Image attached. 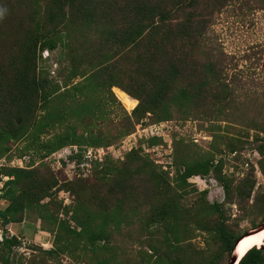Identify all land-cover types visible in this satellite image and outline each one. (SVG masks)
<instances>
[{
    "label": "trees",
    "instance_id": "obj_1",
    "mask_svg": "<svg viewBox=\"0 0 264 264\" xmlns=\"http://www.w3.org/2000/svg\"><path fill=\"white\" fill-rule=\"evenodd\" d=\"M228 1L0 0V157L8 154L11 143L24 139L40 151L42 161L62 146L75 145L77 152L69 157L80 162L86 146L115 144L146 124L145 118L158 123L200 115L237 124L229 111L234 88L228 87L222 68L207 54L200 58L203 9L213 4L219 10ZM58 46L67 58L62 82L39 66L42 52ZM72 79L76 81L71 83ZM111 88L137 103L127 112ZM113 106L119 107V120H106L102 131L98 121L110 115ZM248 124L243 126L246 132L264 133V118ZM220 128L221 124L214 127L206 150L189 152L182 142L173 144L174 185L151 156L140 153V147L125 152L120 160L105 155L94 161L100 165L90 176L60 183L46 164L0 165V180L8 176L0 188L6 201L0 208L1 225L21 222L27 209L51 221L52 248L40 250L36 264H48L45 257L59 253L77 259L82 255V264H107L108 255L117 259L112 231L122 233L121 240L125 235L134 238L130 230H123L134 217L141 221L137 233L143 236L134 238L142 248L135 264H221L224 255L226 264L234 240L244 231L236 233L227 224L224 203H244L260 223L264 190L249 203L251 174L235 181L223 173L224 161L215 157L222 151L215 137L235 154L246 140L222 134ZM160 142V136H151L145 144ZM256 146L258 168L264 173V141ZM208 174L221 185L223 202L207 201L208 191L202 190L193 204L183 205L180 198L189 191L187 178ZM59 189L69 192L70 206L56 198ZM200 232L217 241L221 250L191 249L189 239ZM18 244L16 236L4 232L2 261L9 263ZM260 245L247 249L236 264H264ZM100 251L108 254L98 257Z\"/></svg>",
    "mask_w": 264,
    "mask_h": 264
},
{
    "label": "rangeland",
    "instance_id": "obj_2",
    "mask_svg": "<svg viewBox=\"0 0 264 264\" xmlns=\"http://www.w3.org/2000/svg\"><path fill=\"white\" fill-rule=\"evenodd\" d=\"M203 12L206 13V22L205 20L202 22L204 23L203 28L205 33L200 42V58L203 57V53L207 54L206 57L209 56L216 66L222 68V78L228 84V87L234 88L233 95L235 98L231 101L229 111L234 115L233 118L238 123H234V120L233 123H226L215 118H205L200 115L175 116L170 120L158 123H149L150 119L145 118L146 124L141 125V127L150 124H160L159 132L164 133V135L160 136V152H162L163 156H157L154 152L146 153L142 149V145L146 143L148 137L138 138L137 146L133 148L140 147L142 155L151 156L154 160H162V162L154 161V163L167 172L170 184L174 185L173 144L175 142H182L184 148L188 149L189 152L199 148L206 150L215 135L214 127L221 124L220 131L222 134L232 135L233 137L235 135V137H241L246 140L242 148L236 147L235 154L229 153L222 143L223 141H220L219 137H215L218 141V148L222 149V151H216L215 157L220 156L223 159V173L230 175L235 181L243 178L247 173L251 174L254 181L249 199V203H251L253 195L258 191L264 190V173L258 168L257 174L254 166L256 164L259 167V154L258 152H254L258 148L256 145L264 141V133H258L254 129H249L246 132L243 126L248 122L249 126L252 122L264 118V0H231L219 10L216 9V5L209 4L206 9H203ZM64 52V48L60 46L52 51L45 50L41 55L44 61L39 62V66L47 70L49 75L55 77L59 82H62L67 76V58ZM75 81L76 79H72L71 83ZM111 90L114 94H118L121 104L123 103V108L129 112L134 104H129L124 100L121 95L124 93L120 92L117 88H111ZM124 95L128 97V94ZM115 97L117 98L116 94ZM112 109L113 111L110 115H104L98 121L99 128H102V131H106L105 127H103L106 120L108 122H117L119 120V107L113 106ZM226 124L228 125L226 126ZM137 127L134 128V132ZM58 130L59 126H56L54 131ZM256 134H258V137L255 141ZM124 155L122 157L119 156L116 160H120ZM40 157V151L36 147L24 139H20L11 143L8 154L0 157V163L9 164L11 160L21 158V163L25 165L46 164L55 176L63 181L88 177L92 174L94 166L99 164V162H92L88 170H81L80 165L83 162H69L66 165L65 161L58 160L53 154L44 158V161ZM109 159L115 160L112 157ZM246 161L247 165L244 164ZM163 165L165 168H163ZM187 181L189 182L187 187L189 191L180 198L183 205L193 204L202 190L208 191L206 196L207 201L223 202L222 187L210 174L205 176L193 175L188 177ZM62 190L65 191L64 189ZM65 194L67 192L60 194L56 192V198L62 202ZM68 198H70V195ZM71 202L70 198L69 203L65 206H68ZM5 204L6 201L0 197V208H3ZM223 208L226 213L227 224L236 233L245 232L260 224L258 223V215L247 213L244 203L240 205H237L235 201L224 203ZM143 209L144 205H142ZM61 213L59 212L58 216H62ZM140 222L139 219L134 217L133 223L127 229L124 226L123 230H130L132 237H139L143 240V236H139L137 233L141 227ZM0 227L3 229V232H6V227L1 225V221ZM7 228H11L15 235L19 236V244L12 248L14 257L10 258L7 264H32V259H34L33 264H36L37 257L41 254L40 250L52 248L53 224L47 219H41L37 210L27 209L21 222L11 223ZM159 229L162 230L161 227ZM112 232V242L118 245L117 259H113L112 255H108L110 259L107 264H135L138 251L142 249L138 245L139 243H136L134 238H129L126 235L121 240L122 233ZM156 236L160 237L159 234H156ZM144 237L149 239L146 236ZM189 241L191 249L198 247L211 250L212 252L221 250L220 244L203 232H200L195 237H191ZM77 252L83 254L81 249ZM107 254L108 252L104 254L100 251L98 257ZM45 259H47L48 264H82L84 260L82 255L77 259L72 255H68V253L52 254L45 257ZM0 264L6 263L0 258ZM221 264H225V255L221 260Z\"/></svg>",
    "mask_w": 264,
    "mask_h": 264
},
{
    "label": "built area",
    "instance_id": "obj_3",
    "mask_svg": "<svg viewBox=\"0 0 264 264\" xmlns=\"http://www.w3.org/2000/svg\"><path fill=\"white\" fill-rule=\"evenodd\" d=\"M159 125L160 124H150L147 126H138L136 128V131L134 133H129L126 136H124L117 144H109L106 146H86L82 151V160L80 163L81 170H88V168L91 166V163L94 162L95 160L97 161H102L105 155H108L109 157L111 156L114 159H117L119 156L122 157L125 152H128L131 150L133 147L137 146V140L140 137H151V136H162L164 133L159 132ZM77 146L75 145H68L60 148V150L55 151L53 156H55L58 160L65 161V164L68 165L69 162H77L76 159L70 158L69 155L72 153L77 152ZM142 149L145 152H154L157 156H163L162 152H160L161 149V144H156V145H151L148 146L146 144L142 145ZM255 151L254 153H256ZM169 153V152H168ZM155 161L162 162V160L155 159ZM13 164V162H11ZM18 163L17 165H21V160L18 159L16 161ZM90 164V165H89ZM247 165V161L244 163ZM254 164V163H253ZM256 168V173L258 174V167L256 164H254ZM163 168L165 166L163 165ZM199 176V175H198ZM7 178V177H5ZM258 183V182H257ZM67 191L59 190L57 194L59 193H64ZM69 193L65 194V197L62 200L63 204H68L70 201V198H68ZM59 197V196H58ZM7 232L11 234V231L9 228H7ZM1 232H0V239H1Z\"/></svg>",
    "mask_w": 264,
    "mask_h": 264
},
{
    "label": "bare ground",
    "instance_id": "obj_4",
    "mask_svg": "<svg viewBox=\"0 0 264 264\" xmlns=\"http://www.w3.org/2000/svg\"><path fill=\"white\" fill-rule=\"evenodd\" d=\"M121 95L123 99L126 100L129 104H135L134 99H131L129 96L127 97V95H124V94H121ZM263 237H264V229L252 232L251 234L245 236L239 241L236 247V250H235V254L238 257H240L247 249H249L253 245L262 244Z\"/></svg>",
    "mask_w": 264,
    "mask_h": 264
},
{
    "label": "water",
    "instance_id": "obj_5",
    "mask_svg": "<svg viewBox=\"0 0 264 264\" xmlns=\"http://www.w3.org/2000/svg\"><path fill=\"white\" fill-rule=\"evenodd\" d=\"M264 229V221L260 222V224L257 226V227H254L250 230H247L243 233H241L235 240H234V243H233V247L231 249V255H230V258L228 259V261L226 262V264H236L238 259L241 257H238L236 254H235V250H236V247L239 243V241L244 238L245 236L251 234L252 232H255V231H259V230H262ZM262 247H264L262 244L260 245ZM259 247V246H257Z\"/></svg>",
    "mask_w": 264,
    "mask_h": 264
},
{
    "label": "clouds",
    "instance_id": "obj_6",
    "mask_svg": "<svg viewBox=\"0 0 264 264\" xmlns=\"http://www.w3.org/2000/svg\"><path fill=\"white\" fill-rule=\"evenodd\" d=\"M135 106V105H134ZM133 106V107H134ZM132 107V108H133ZM133 132V131H132ZM131 133V132H130ZM65 146H68V145H65ZM62 147H64V146H62ZM61 147V148H62ZM60 149V148H59ZM59 149H57V150H59ZM56 150V151H57ZM130 151V150H129ZM55 152V151H54ZM53 152V153H54ZM52 154V153H51ZM18 159H20L21 160V158H18ZM18 159H16V160H11L10 162H9V164H6V165H11V166H22L23 164L21 163V165H17L18 163H16V161L18 160ZM155 161V160H154ZM11 162H13V164L11 163ZM156 162V161H155ZM16 163V164H15ZM3 164H5V163H0V165H3ZM5 177H7L8 178V176H2L1 177V180H0V187L2 186V182L4 181V180H6L7 178H5ZM58 182L60 183V182H64L63 180H60V179H58ZM59 190H62V189H59ZM58 190V191H59ZM57 191V192H58ZM65 191H67V190H65ZM68 192V191H67ZM69 193V192H68ZM0 196H1V192H0ZM58 197V196H57ZM1 199H3V198H1ZM63 204V203H62ZM63 205H67V204H63ZM10 229V231H11V234H9V232H7V228H6V232L5 233H7L8 234V236H16L15 235V233L11 230V228H9ZM0 232H1V237L3 236V234H4V232H3V229L0 227ZM17 238H18V240H19V236H16ZM0 240H2V238L0 239Z\"/></svg>",
    "mask_w": 264,
    "mask_h": 264
},
{
    "label": "crops",
    "instance_id": "obj_7",
    "mask_svg": "<svg viewBox=\"0 0 264 264\" xmlns=\"http://www.w3.org/2000/svg\"><path fill=\"white\" fill-rule=\"evenodd\" d=\"M131 98H132V97H131ZM132 99H134V98H132ZM134 100L136 101V102H135V104H136V103H137V100H136V99H134ZM135 104H134V105H135Z\"/></svg>",
    "mask_w": 264,
    "mask_h": 264
}]
</instances>
